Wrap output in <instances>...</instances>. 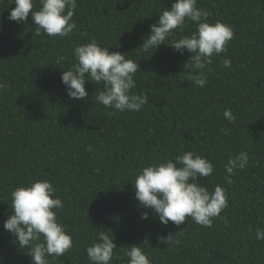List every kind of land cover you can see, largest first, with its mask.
<instances>
[{
	"label": "trees",
	"instance_id": "trees-1",
	"mask_svg": "<svg viewBox=\"0 0 264 264\" xmlns=\"http://www.w3.org/2000/svg\"><path fill=\"white\" fill-rule=\"evenodd\" d=\"M173 2L77 0V27L63 39L33 35L31 14L17 24L8 19L13 0L0 3V84L7 85L0 89V264H32L4 222L11 192L45 179L63 202L57 218L73 240L49 264H90L86 248L99 231L117 245L111 264H127L124 247L131 245H141L152 264H264V241L254 239L256 229H264V0H198L208 22L234 30L227 54L205 67L203 88L189 81L198 74L185 68L191 53L180 55L167 44L156 52L139 49ZM195 30L186 22L169 42ZM93 40L139 63L133 92L148 97L139 112L94 103L102 85L91 81L85 85L89 98L68 97L61 75L76 63L74 47ZM225 58L231 68L221 67ZM225 109L234 123L224 118ZM186 151L213 163V174L201 183L210 191L225 188L228 207L211 227L190 218L164 226L151 210L141 219L145 210L133 185L138 172ZM240 151L249 154V166L229 185L224 164ZM180 231L179 245L159 240Z\"/></svg>",
	"mask_w": 264,
	"mask_h": 264
},
{
	"label": "clouds",
	"instance_id": "clouds-1",
	"mask_svg": "<svg viewBox=\"0 0 264 264\" xmlns=\"http://www.w3.org/2000/svg\"><path fill=\"white\" fill-rule=\"evenodd\" d=\"M13 3L15 7L11 9L8 19L23 24L31 14L35 36L43 33L63 39L77 27L73 21L77 0H13ZM197 3L198 0H174L171 8H166L159 14L158 21L149 26L150 32L143 38L139 49L145 53L152 49L156 52L160 46L167 44L180 55L185 51L191 53L192 63L185 64V68L198 70V74L191 75L189 81L203 88L207 83L205 67L212 63L214 56L227 54L226 45L233 39L234 30L220 21L208 22L209 13L198 8ZM186 22L194 23L196 30L191 35L169 42L177 30L183 31ZM73 55L76 63L61 75V82L70 99L89 98L85 85L91 81L95 85H102L92 99L106 109L121 113L139 112L148 103L146 95L133 92L139 63L127 58L126 53L110 51V48L102 47L93 40L75 46ZM231 66V59H222L221 67ZM5 87L6 84H0V89ZM223 116L230 123L235 122L230 109H225ZM223 131L225 135L229 134L228 129ZM88 150H92L91 146ZM249 162L247 151L230 157L224 164L226 182L230 185L236 172L245 170ZM213 172V163L192 151L177 155L174 160H162L143 167L133 183L135 199L145 210L141 219H148L150 212L147 210H151L164 226L170 222L180 226L190 218L202 227H211L214 219L219 218L228 207L225 188L217 185L210 191L201 183ZM55 192V187L47 179L33 181L11 192V212L4 222V230L13 235L14 243L20 249H27L26 254L32 264H49V257L60 258L73 246L71 235L58 221L57 210L64 205ZM181 233H169L159 237V240L167 245H179L178 234ZM254 239L264 241V229L257 228ZM116 248L113 238L105 231H99L93 243L86 248L87 259L90 264H111ZM124 248L127 264H152L141 245Z\"/></svg>",
	"mask_w": 264,
	"mask_h": 264
}]
</instances>
